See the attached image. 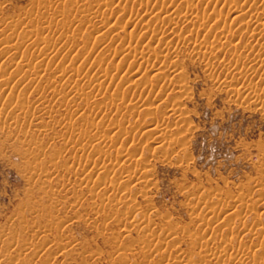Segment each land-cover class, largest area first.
<instances>
[{
    "label": "rangeland",
    "instance_id": "1",
    "mask_svg": "<svg viewBox=\"0 0 264 264\" xmlns=\"http://www.w3.org/2000/svg\"><path fill=\"white\" fill-rule=\"evenodd\" d=\"M156 1L0 0V264H264V0Z\"/></svg>",
    "mask_w": 264,
    "mask_h": 264
},
{
    "label": "bare ground",
    "instance_id": "2",
    "mask_svg": "<svg viewBox=\"0 0 264 264\" xmlns=\"http://www.w3.org/2000/svg\"><path fill=\"white\" fill-rule=\"evenodd\" d=\"M212 1H214V0H212ZM216 2L214 3V6L212 7V10H214L215 12L214 13H217V12H219V11H217V9L220 7V6H224V5H227V7H228V12L227 13H231V14H233L232 16H234L235 18L237 17L238 19H239V22H240V25H237V26H241L243 23H245L246 24V28L248 29V24H250L249 23V18L251 17V14L249 13V12H247V10H246V12H244V11H242V8H241V5L240 4H238V3H236V0L233 2V1H231V0H215ZM239 1V0H238ZM242 1H244V2H246V1H251V0H242ZM240 2H241V0H240ZM239 2V3H240ZM259 2V1H258ZM257 2V3H258ZM160 3V2H159ZM163 3H165V2H163ZM140 4L145 8V10L146 11H150V15H153V16H156V20L158 19L157 18V15H158V13H160V12H166L167 11V8L166 7H164V5L163 4H158L157 3V1L156 0H140ZM172 4V3H171ZM195 4V3H194ZM254 4V3H253ZM255 5V4H254ZM263 5V4H262ZM219 6V7H218ZM209 7V6H208ZM172 8V7H171ZM176 8V7H175ZM174 8V9H175ZM210 8H211V6H210ZM264 8V7H263ZM263 8H261V9H263ZM173 9V11H172V13L174 14V16L175 15H180L181 13H184L185 14V19L180 23V27H179V30H178V38H177V40H171V44L172 45H178V42H181V43H184V42H187L188 40H192L194 43H193V46H194V50H204L203 51V54H204V56L205 57H209L212 53H213V50H214V48L216 47V45H218V44H216V39H214L213 37L214 36H212V37H210V35H211V33L209 34V36L208 37H205L203 40L202 39H199L198 37L197 38H195V37H193L194 35H193V32L191 31V30H189V29H185L184 28V26H193V27H195L196 29H201L202 28V25H203V23L201 24V22H198L197 21V19H196V17H201V18H205L208 14H207V12L209 11L208 9H204V10H202L203 9V7L201 8V10H200V8L197 6V5H193V4H190V5H188V6H186V8L184 9V10H181V9H179L178 7L174 10ZM220 9V8H219ZM260 9V10H261ZM171 11V10H170ZM217 11V12H216ZM138 12V11H137ZM222 12V11H221ZM169 13V12H168ZM137 13H135V15H136ZM219 14V13H218ZM231 14H229V15H231ZM150 15H149V17H150ZM170 15V14H169ZM221 15V17H222V13H220L218 16H220ZM228 15V14H227ZM159 16V15H158ZM160 16H161V14H160ZM159 16V17H160ZM173 16V17H174ZM224 16V15H223ZM214 17V16H213ZM131 18V17H130ZM142 18H143V16H142ZM216 18V17H215ZM223 18V17H222ZM262 18V17H261ZM133 19H136L135 17L133 18ZM144 19V18H143ZM163 18H161V20H162ZM176 18H172L171 20H169L170 21V25H174V24H178V23H174V20H175ZM211 19V18H210ZM213 19V18H212ZM256 19V18H255ZM258 19V18H257ZM158 20H160V19H158ZM168 20V19H167ZM206 20H207V18H206ZM262 20V19H261ZM144 21V20H143ZM169 21H167V22H169ZM204 21V20H203ZM208 21V20H207ZM212 21V20H211ZM260 21V20H259ZM156 22V21H155ZM178 22V21H177ZM229 22V21H228ZM264 22V21H263ZM239 24V23H238ZM263 24V23H262ZM150 24L148 23V26H149ZM120 26V25H119ZM264 26V25H263ZM234 27L235 26H233V25H227V22L226 21H220V23H218L217 24V26L214 28V32H215V30H218V29H221L222 30V32H221V37H226L227 38V34L228 33H233V29H234ZM173 28V27H172ZM245 28V27H244ZM147 29H148V27H147ZM259 29V28H258ZM243 30V29H242ZM138 31V30H137ZM155 32H157L156 30H154ZM211 31H213L212 29H211ZM249 31V34L251 35V37H256L257 35H261L262 34V31H256L255 29H249L248 30ZM148 32V31H147ZM176 32V31H175ZM264 32V31H263ZM142 33L143 32H141L140 33V31L139 32H136L135 30H134V28L133 29H131L130 30V34H132V35H135L136 37L137 36H140L141 38H143V35H142ZM227 33V34H226ZM198 34V33H197ZM196 34V35H197ZM154 36V35H153ZM133 37V36H132ZM258 37V36H257ZM135 38V37H134ZM219 38V37H218ZM230 38H232V35H231V37ZM188 39V40H187ZM143 40V39H142ZM168 40V39H167ZM166 40V41H167ZM187 40V41H186ZM218 40V39H217ZM264 40V39H263ZM178 41V42H177ZM257 41V40H256ZM169 44V43H168ZM188 44V43H187ZM129 45V44H128ZM152 46V45H151ZM219 46V45H218ZM222 46V45H221ZM251 46V45H250ZM253 47V46H252ZM252 47H249L248 45H245V46H243L242 48L243 49H240L239 51H238V53L239 54H242L243 56L244 55H247L248 54V51L249 52H251V49H252ZM125 48V47H124ZM176 48V47H175ZM221 48V47H220ZM240 48V47H239ZM217 49V48H216ZM225 50H226V48H224ZM123 50V49H122ZM127 50V49H126ZM128 50H130L129 52L130 53H132L133 52V57H137L136 59H141V60H143V58H145V57H143V56H140L139 57V55L137 56L135 53H136V51H137V49L136 48H133V51H132V49H128ZM127 50V51H128ZM143 51V50H142ZM191 51V50H190ZM129 53V54H130ZM159 53V52H158ZM161 53V52H160ZM159 53V55H157L156 57H157V59H159V62L161 61L162 63H161V65H159L156 69H153V70H155L156 71V73H165L166 75H172L173 73H174V69H173V67H174V65H178V63H177V60H178V56L176 55V54H174V52H164V53H161L160 54ZM230 53H231V51H230ZM233 53V52H232ZM231 53V54H232ZM138 54V53H137ZM144 54V53H143ZM117 55H118V53H117ZM145 55V54H144ZM234 55H235V53H234ZM130 56H131V54H130ZM132 56H131V58H132ZM241 56V55H240ZM242 57V56H241ZM129 58V57H128ZM107 59V58H106ZM209 59V58H208ZM236 60H238V59H236ZM138 61V60H137ZM239 62V61H238ZM126 63V62H125ZM140 63V62H139ZM177 63V64H176ZM43 65V64H42ZM42 65H40V66H42ZM44 66H47V65H44ZM179 66V65H178ZM43 67V66H42ZM41 67V68H42ZM209 67V66H208ZM39 69V68H38ZM180 69V68H179ZM40 70H42V69H40ZM40 70H39V72H40ZM43 70H44V67H43ZM47 70V69H46ZM45 70V71H46ZM229 70V69H228ZM125 71V70H124ZM155 71H154V74H155ZM175 71H177V70H175ZM128 72V69H127V71H125V73H127ZM129 72H131V71H129ZM107 73V72H106ZM132 73V72H131ZM138 73V72H137ZM130 75V74H129ZM140 75V74H139ZM149 75V74H148ZM150 76V75H149ZM173 76V77H172ZM171 76V78L173 79V78H176V76L173 74ZM162 77V76H161ZM182 77V76H181ZM170 78V79H171ZM179 78H180V75H179V77H178V80H179ZM129 79V78H128ZM150 79V78H149ZM181 79L182 78H180V80H179V82L181 83H179L180 84V88H183L182 87V81H181ZM130 80V79H129ZM132 80V79H131ZM130 80V81H131ZM162 80V79H161ZM129 81V82H130ZM148 80H146V82H147ZM126 82V81H125ZM169 82H171V81H169ZM251 83V82H250ZM142 84H143V82H142ZM225 84V83H224ZM146 85V84H145ZM152 86V85H151ZM186 86V85H185ZM164 89V88H163ZM182 90V89H181ZM183 93V92H182ZM114 94H117V93H115L114 92ZM113 94V95H114ZM154 99V98H153ZM175 100V99H174ZM101 102V101H100ZM134 103H136V101H134ZM138 104V103H137ZM140 104V103H139ZM142 104V103H141ZM172 105H173V103H172ZM172 105H171V112H176L175 114H178L179 113V111L181 112V110H179V111H177V108H174V107H172ZM168 106H169V104H168ZM134 107V106H133ZM137 107V106H136ZM149 109H151L150 111H148V112H151L152 110H154L153 109V107H149ZM148 109V110H149ZM118 110V109H117ZM139 110V109H138ZM153 112V111H152ZM151 112V113H152ZM178 112V113H177ZM154 113V112H153ZM166 113V112H165ZM148 114V113H147ZM179 115H182V112L179 114ZM179 117V116H178ZM176 118V117H175ZM141 121V120H140ZM156 126V125H155ZM167 126V125H166ZM144 131V130H143ZM166 132V131H165ZM111 133V132H110ZM110 133H109V136H107V137H110L111 138V136H113V134H111L110 135ZM108 135V134H107ZM148 137V136H147ZM139 142V141H138ZM140 144H141V142H140ZM169 145V142L168 143H163V145ZM120 145V144H119ZM165 145V146H166ZM171 145V144H170ZM164 146V147H165ZM149 148V147H148ZM131 168V167H130ZM114 182V181H113ZM262 197V196H261ZM252 201V200H251ZM238 214H240V213H238ZM203 217V216H202ZM196 219H198V217L196 218ZM203 220V219H202ZM231 220V219H230ZM212 224V223H211ZM210 226V225H209ZM250 230V229H249ZM209 231V230H208ZM207 231V232H208ZM217 231V230H216ZM263 231V230H262ZM212 233V232H211ZM217 233V232H216ZM214 234V233H213ZM254 234V233H253ZM211 236V235H210ZM213 236V235H212ZM211 236V237H212ZM166 237V236H165ZM214 237H215V235H214ZM216 238V237H215ZM215 238H213V239H215ZM225 240V239H224ZM221 241V240H220ZM246 244V243H245ZM254 244V243H253ZM260 244V243H259ZM227 245V244H226ZM250 245V244H249ZM240 246V245H239ZM169 247V246H168ZM242 247V246H241ZM167 248V247H166ZM224 250H225V248H223ZM215 251V250H214ZM213 251V252H214ZM168 252V251H167ZM172 252V251H171ZM199 253H200V251H199ZM215 253V255H216V253L217 252H214ZM223 253V252H222ZM222 253H221V255H222ZM172 254V253H171ZM212 254V253H211ZM173 255V254H172ZM213 256H214V254H212ZM218 255V254H217ZM216 255V256H217ZM232 255V254H231ZM236 255V254H235ZM241 255V254H240ZM215 256V257H216ZM242 256V255H241ZM254 256V255H253ZM205 257H206V255H205ZM240 257V256H239ZM204 258V257H203ZM243 260H244V258H243ZM181 261H182V259H181ZM180 261V262H181ZM192 261V260H191ZM221 262V261H220ZM180 264V263H179ZM198 264V263H197ZM251 264V263H250ZM260 264V263H259Z\"/></svg>",
    "mask_w": 264,
    "mask_h": 264
}]
</instances>
